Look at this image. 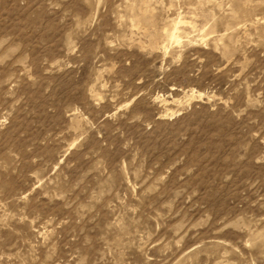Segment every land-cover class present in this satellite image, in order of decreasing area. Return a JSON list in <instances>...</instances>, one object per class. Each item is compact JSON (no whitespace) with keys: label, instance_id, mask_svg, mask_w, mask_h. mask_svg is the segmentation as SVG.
<instances>
[{"label":"rangeland","instance_id":"374dc122","mask_svg":"<svg viewBox=\"0 0 264 264\" xmlns=\"http://www.w3.org/2000/svg\"><path fill=\"white\" fill-rule=\"evenodd\" d=\"M0 264H264V0H0Z\"/></svg>","mask_w":264,"mask_h":264},{"label":"bare ground","instance_id":"6f19581e","mask_svg":"<svg viewBox=\"0 0 264 264\" xmlns=\"http://www.w3.org/2000/svg\"><path fill=\"white\" fill-rule=\"evenodd\" d=\"M175 36V35H174Z\"/></svg>","mask_w":264,"mask_h":264}]
</instances>
